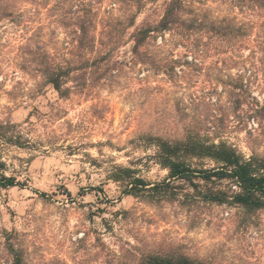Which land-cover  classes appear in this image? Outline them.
<instances>
[{"label":"clouds","instance_id":"9594fccd","mask_svg":"<svg viewBox=\"0 0 264 264\" xmlns=\"http://www.w3.org/2000/svg\"><path fill=\"white\" fill-rule=\"evenodd\" d=\"M0 264H264V0H0Z\"/></svg>","mask_w":264,"mask_h":264}]
</instances>
